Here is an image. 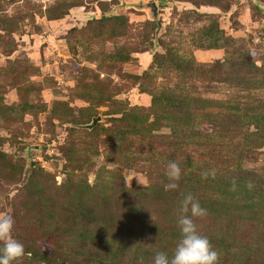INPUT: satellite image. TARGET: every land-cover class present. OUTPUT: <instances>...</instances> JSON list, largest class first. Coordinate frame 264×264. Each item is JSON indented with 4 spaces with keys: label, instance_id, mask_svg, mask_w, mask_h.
Masks as SVG:
<instances>
[{
    "label": "rangeland",
    "instance_id": "1",
    "mask_svg": "<svg viewBox=\"0 0 264 264\" xmlns=\"http://www.w3.org/2000/svg\"><path fill=\"white\" fill-rule=\"evenodd\" d=\"M187 194L219 264H264V0H0V215L31 253L17 264L171 257Z\"/></svg>",
    "mask_w": 264,
    "mask_h": 264
},
{
    "label": "clouds",
    "instance_id": "2",
    "mask_svg": "<svg viewBox=\"0 0 264 264\" xmlns=\"http://www.w3.org/2000/svg\"><path fill=\"white\" fill-rule=\"evenodd\" d=\"M209 174L214 177L215 170L203 173L204 178L207 179ZM166 176L170 183L165 184V190L177 189L179 187L177 182L182 176V169L177 162L172 161L168 164ZM206 215L207 210L193 195H185L177 219L181 240L171 257L166 252H156L153 264H219L220 253L213 247L208 237L199 233L194 222V218ZM13 232V217L0 215V264H17L26 254L31 255L26 253L24 245L14 237Z\"/></svg>",
    "mask_w": 264,
    "mask_h": 264
},
{
    "label": "water",
    "instance_id": "3",
    "mask_svg": "<svg viewBox=\"0 0 264 264\" xmlns=\"http://www.w3.org/2000/svg\"><path fill=\"white\" fill-rule=\"evenodd\" d=\"M133 7L139 11L149 12L151 19L155 21L156 23H158L160 27H162L160 23L159 8L156 3L154 2L153 3H143L142 2L140 4L134 5ZM101 121H102V117H97V118H94L93 123L91 125L79 126V128L92 131Z\"/></svg>",
    "mask_w": 264,
    "mask_h": 264
},
{
    "label": "trees",
    "instance_id": "4",
    "mask_svg": "<svg viewBox=\"0 0 264 264\" xmlns=\"http://www.w3.org/2000/svg\"><path fill=\"white\" fill-rule=\"evenodd\" d=\"M180 104V102H171L170 104H168L167 109L169 110L170 115H174L178 112V110L181 108ZM161 110H164V108L162 107ZM186 118L187 123H192L193 120L191 119V116H186Z\"/></svg>",
    "mask_w": 264,
    "mask_h": 264
}]
</instances>
